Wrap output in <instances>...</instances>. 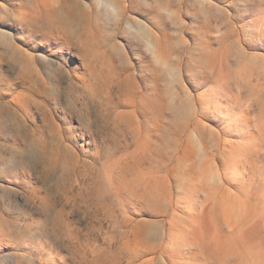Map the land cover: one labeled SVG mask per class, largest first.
<instances>
[{"label":"rangeland","instance_id":"rangeland-1","mask_svg":"<svg viewBox=\"0 0 264 264\" xmlns=\"http://www.w3.org/2000/svg\"><path fill=\"white\" fill-rule=\"evenodd\" d=\"M33 65L0 264H264V0H0V105Z\"/></svg>","mask_w":264,"mask_h":264},{"label":"bare ground","instance_id":"bare-ground-1","mask_svg":"<svg viewBox=\"0 0 264 264\" xmlns=\"http://www.w3.org/2000/svg\"><path fill=\"white\" fill-rule=\"evenodd\" d=\"M147 44L149 47L152 46L150 42H147ZM21 81H22L21 89L22 91H25L26 94H24L23 92H18L15 98L16 101L14 106L0 105V116L4 117L6 121L16 120L17 104L19 101L27 103L28 100L33 99L32 95H38V96L44 95L47 89L46 85H48L46 82L43 83L40 73L37 71L34 65L32 69H30L27 73L23 72L21 74ZM48 88L49 91L52 90L51 87L48 86ZM48 113L49 112L47 109H42L44 120H47L49 123L55 125L52 119L48 117Z\"/></svg>","mask_w":264,"mask_h":264}]
</instances>
